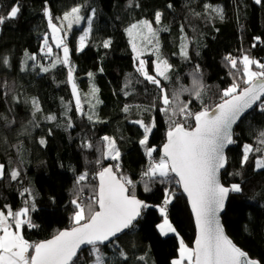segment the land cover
Listing matches in <instances>:
<instances>
[{
	"label": "trees",
	"instance_id": "1",
	"mask_svg": "<svg viewBox=\"0 0 264 264\" xmlns=\"http://www.w3.org/2000/svg\"><path fill=\"white\" fill-rule=\"evenodd\" d=\"M14 3L21 7L19 17L0 28V57L10 61V66L0 64V85L6 81L8 86L0 87V113L15 120L11 127H5L0 121V164L6 169L5 179L0 180V210L10 207L18 211L26 206L29 197L21 193L30 188L36 206L30 215L38 227L24 226L25 239L37 243L73 227L71 218L76 209L72 201L83 193L87 195L85 205L89 203L98 185L95 173L105 166L115 168L117 164L102 157L101 138L107 135L116 140L121 153V172L137 182L136 196L151 207L144 210L141 220L130 232L115 243L100 247L105 264H172L179 256V236L193 247L196 228L179 185L154 183L151 191L144 190L142 173L148 158L146 148L139 143L143 129L132 121L149 122L154 118L156 126L147 147L156 148L153 157L157 159L161 157L171 125L168 114L161 111L159 89L136 71L127 28L140 20L154 21V14L163 12L162 24L154 26L158 30L167 29L161 30L162 57L172 68L168 73L170 79L161 78V82L171 98L181 87L192 88V75L199 66L204 85L201 97L197 99L187 92L180 95L181 101H190V111L198 112L204 107L214 108L222 100V91L234 80L240 81L241 72L233 69L226 57L239 61L249 55L264 62V43L255 39L264 41V0L261 4L255 0H0V12L6 13ZM168 4L172 7H167ZM205 4L222 8L223 19L205 14ZM78 5H83L81 14L85 18L93 10L95 15L90 40L82 52L76 51V43L71 38L74 49L71 65L75 68L79 93L83 95L93 86L99 89L101 106L97 114L102 122L87 119L85 98L81 100L85 114L77 110L68 82V67L57 65L48 72L39 67L50 66L57 57L54 52L51 57L43 54L44 37H48L45 9H50L53 22L61 25L57 18ZM108 40L111 46L104 48L103 43ZM254 43L256 47L252 46ZM182 44H187V58L181 54ZM26 53L35 55L37 60H27V70H24ZM147 59L148 71L154 75L152 57ZM237 67L242 70L243 65L238 63ZM9 88L11 92L5 96ZM13 95L21 102H15ZM33 98L42 109L35 116L31 105L23 103ZM262 105L236 128V143L228 151L229 165L222 181L225 186L238 183L242 188V192L232 194L223 218L227 234L252 259L264 264V169L257 170L255 166L256 159L264 157V152L251 153L247 163L242 164L245 144L260 147L259 134L264 131ZM126 106L130 109L128 112L123 110ZM47 115H55L57 120L48 121ZM69 120L71 127H68ZM25 128L28 132L22 134ZM41 138L46 140V145L39 143ZM86 143L93 147L86 148ZM97 160L102 162L97 164ZM17 168L21 176L12 181L8 173ZM84 172L89 174V179L78 183L79 175ZM165 190L175 192L168 218L177 236L163 237L158 229L163 220L158 206ZM90 251L79 256V264H94Z\"/></svg>",
	"mask_w": 264,
	"mask_h": 264
},
{
	"label": "snow or ice",
	"instance_id": "2",
	"mask_svg": "<svg viewBox=\"0 0 264 264\" xmlns=\"http://www.w3.org/2000/svg\"><path fill=\"white\" fill-rule=\"evenodd\" d=\"M256 4H261L262 0H255ZM132 6V5H129ZM138 6V5H136ZM171 8L172 5L168 4ZM205 14L223 19V9L213 7L211 4H205ZM83 5L71 8L60 18L61 25L53 22V16L50 9H45V15L48 18L49 27L52 32V39L57 49H62L63 57L57 56L54 63L50 66L39 65L43 72L54 69L57 65L68 67V82L71 84L73 96L77 110L84 115V109L81 104V96L75 81V68L71 65L70 50L65 42L64 28L71 29L74 24L78 25L85 17L81 14ZM21 7L18 3L9 6L6 13L0 12V26L7 21L17 19L20 15ZM199 16L201 13H195ZM92 15H95L93 10ZM163 12L157 11L154 14V21L148 19L132 23L127 28V34L130 38L132 51L135 53V59L138 64L136 71L140 73L144 80L154 85L160 91L163 107L161 111L168 114L170 127L167 132V142L163 145L162 156L156 160L153 153L155 147H147L149 136L156 126L154 118L149 122L143 119L132 121L143 129V138L139 141L141 146L146 148L148 166L142 173L143 187L145 191H151V185L154 183L165 185H179L187 195L194 214L197 228V237L194 247H188L183 239L179 241V256L172 261V264H262L261 261L252 259L248 253L238 247L224 232L220 222V213L225 208V203L230 193H240L242 188L240 184H231L225 186L221 183L220 172L227 164L225 149L236 141L234 140L233 126L240 120L241 116L257 102L264 104V62L244 55L239 61L231 56L226 57L233 69L241 72L240 81L234 80L232 85L224 89L221 93L222 100L214 108L204 107L201 111L192 112L188 108L189 102L180 100V95L187 92L199 99L204 91V85L200 78L199 66L196 67L192 75L193 85L191 89L183 88L179 92L173 93L172 97L161 82L169 80L168 73L172 66L160 55L159 31L167 29H157L155 25H161ZM92 30V20L88 19V28L82 36L79 37V51H83L86 40ZM183 32V26H181ZM186 40L187 37H184ZM257 42L260 38H255ZM139 41V43H138ZM146 45H151L153 53L157 57L155 64V74H150L147 68V61L141 57L147 51ZM45 56H52V47L49 44L48 37H44ZM111 46V40L103 43L104 48ZM256 47L254 43L252 45ZM187 44H182L181 54L187 58ZM43 51V49H42ZM25 68L27 70V60L36 61L35 55L25 54ZM242 64L243 68L238 69L237 65ZM0 64L10 66L7 58L0 57ZM258 69V70H254ZM93 77L92 73L88 74ZM0 87L7 88L5 81ZM99 89L93 86L92 98L99 103L96 97ZM11 92H5L7 96ZM13 100L20 103L18 97L13 95ZM23 103L30 104L33 109V116L42 112L39 101L35 98L24 100ZM94 108L95 104H90ZM128 112L129 107L123 109ZM264 110V109H262ZM48 121H55V115H47ZM89 121H99L94 113H88ZM0 121L5 127H11L15 120L9 119L3 113H0ZM193 121L194 123H189ZM33 126L35 121H32ZM69 120L68 127H71ZM28 129H24L27 133ZM260 147H253L245 144L243 146L242 164L247 163L249 154L264 152V131L259 134ZM102 157L105 160L116 161L114 166L102 167L95 173V179L98 185L95 190V196L89 197V203L82 204L79 198L72 201L76 211L72 216L73 227L58 232L52 239L30 243L23 235V228H36L30 213L36 211L35 198L30 188H25L21 195L29 197L26 200V206L18 211H13L10 207L6 210H0V264H79V255L84 245L91 246L90 255L94 258V264H105V258L101 254L99 245L112 241L114 237L126 229L133 228L134 221L141 217L142 210L151 205L139 199L135 194L136 181L120 170L121 153L117 147L116 140L110 136H103ZM39 143L46 145V140L41 138ZM86 148L91 149V143L85 144ZM102 161L97 160L100 164ZM256 169H264V157L256 159ZM6 169L4 164H0V180H4ZM12 181H17L21 172L12 169L8 173ZM89 179V174L84 172L79 175L78 183H83ZM161 205L158 206L159 213L163 218L162 223L158 225L161 235L167 236L169 233H176V228L168 218V205L175 198V192L165 190ZM178 235V233H176ZM125 259L127 256L121 253ZM144 260V257H140Z\"/></svg>",
	"mask_w": 264,
	"mask_h": 264
},
{
	"label": "rangeland",
	"instance_id": "3",
	"mask_svg": "<svg viewBox=\"0 0 264 264\" xmlns=\"http://www.w3.org/2000/svg\"><path fill=\"white\" fill-rule=\"evenodd\" d=\"M88 19H91L92 20V22H93V19H94V16L91 14V16L90 17H88V18H85L83 21H81L78 25H76V24H74L73 25V27L69 30V29H67L66 27L64 28V36H65V40H66V42H67V44L70 46L69 48L71 49V51L72 50H74L73 49V46H72V42H71V38H72V36H73V40L75 41V43H76V51L77 52H82V51H79L78 49H79V37L80 36H82L83 34H84V32L87 30V28H88ZM61 23V22H60ZM61 26H63V25H61ZM155 27V26H154ZM0 28H1V26H0ZM91 34V33H90ZM90 34H89V36H88V38H87V40H86V45L88 44V42H89V40H90ZM48 37H49V35H48ZM49 41H50V38H49ZM138 43H139V41H138ZM49 44L51 45V47H52V52H54V56H59V55H61V56H59L60 58H62V53L61 52H56V50L53 48V46H52V44H51V41L49 42ZM159 45H160V55L162 56V44H161V31H159ZM146 48H147V51L145 52V54L141 57L143 60H145V61H147L148 59H147V57L148 56H150V57H152V61L154 62L153 64H154V68H155V64H156V62H157V57H156V55H154V54H151V53H153V51H154V49H153V47L151 46V45H146L145 46ZM86 48V47H85ZM84 48V49H85ZM46 51V49H45V46H44V52ZM56 52V53H55ZM44 54V53H43ZM45 55V54H44ZM134 56H135V53H134ZM47 57H51V56H47ZM242 59V58H241ZM136 62H137V60H136ZM147 63H150V61H147ZM137 64H138V62H137ZM254 70H258V69H255L254 68ZM91 93H92V89L91 90H89V91H84L83 92V95L81 94V91H80V96H81V100H83L84 98L86 99V101H85V105H87L88 106V112H87V114L88 113H94L95 114V116H98V118H99V115L97 114V111H98V108L101 106V101H100V99H99V94L98 93H96V97L98 98V100L100 101L99 103H96V101L92 98V95H91ZM90 104H95V107L94 108H92V107H90ZM261 109H264V104L261 106ZM150 137V136H149ZM256 153V152H255ZM251 154V153H250ZM250 154H249V156H250ZM154 156V155H153ZM158 160V159H157ZM108 161H111V160H108ZM112 162H116V161H112ZM258 170V169H257ZM260 170V169H259ZM232 194H234V193H232ZM171 222V221H170ZM177 236V234L176 233H169L167 236H163V237H168V236ZM180 239H182V238H180V236H179V241H180ZM187 245V244H186ZM188 246V245H187ZM189 247V246H188ZM101 254L103 255V252L101 251Z\"/></svg>",
	"mask_w": 264,
	"mask_h": 264
},
{
	"label": "water",
	"instance_id": "4",
	"mask_svg": "<svg viewBox=\"0 0 264 264\" xmlns=\"http://www.w3.org/2000/svg\"><path fill=\"white\" fill-rule=\"evenodd\" d=\"M47 26H48V35H49V38H50V41H51V44H52V46H53V48L56 50V51H59V52H61L62 53V57H63V51H62V49H57L56 47H55V43H54V41H53V39H52V32H51V29H50V27H49V23H48V18H47ZM62 35L64 36V33H62ZM64 39H65V36H64ZM65 42H66V40H65ZM67 43V42H66ZM68 45V44H67ZM68 47H69V45H68ZM69 50H70V60H72V53H71V49L69 48ZM65 67H67V66H65ZM72 91V90H71ZM72 95H73V92H72ZM73 98H74V100H75V97L73 96ZM262 99H264V98H262ZM262 103H260V102H257V104L256 105H254L252 108H250V109H248L242 116H241V118H240V120H238L237 121V123L233 126V133H234V135H235V131H236V128L240 125V123L248 116V115H250L251 113H253L255 110H257L259 107H260V105H261ZM234 138V137H233ZM166 142H167V140H166ZM233 146V144L232 145H229L226 149H225V154H226V156H227V164H226V166H225V168H223V169H221V172H220V179H221V183L223 184V181H222V176H223V173L226 171V169L228 168V165H229V162H228V151H229V149L231 148ZM163 148V147H162ZM162 148H161V156H162ZM224 185V184H223ZM181 188V187H180ZM181 191H182V194L185 196V198L187 199V201H188V204H189V208H190V211H191V214H192V217H193V220H194V224H195V219H194V214L192 213V210H191V205H190V202H189V200H188V197H187V195L183 192V190H182V188H181ZM231 196H232V193H230L229 194V196H228V199H227V201H226V203H225V208H224V210L220 213V222H221V224H222V226H223V228H224V232H225V234L229 237V235L227 234V231H226V228H225V225H224V222H223V218H224V216H225V214H226V211H227V207H228V204H229V201H230V198H231ZM145 202V201H144ZM143 212H144V210H142V214H141V217L140 218H138L136 221H134L133 223H134V225L136 226L138 223H139V221L141 220V218H142V215H143ZM134 226V227H135ZM195 228H196V224H195ZM133 228H131V229H126L124 232H122V233H119L118 234V236L117 237H114L113 239L116 241L117 239H119V238H121V237H123L124 235H126L128 232H130L131 230H132ZM196 237H197V228H196ZM230 238V237H229ZM231 239V238H230ZM232 240V239H231ZM233 241V240H232ZM234 242V241H233ZM113 242L112 241H109V242H106L105 244H102V245H99V247H106V246H108V245H110V244H112ZM235 243V242H234ZM236 244V243H235ZM237 245V244H236ZM238 246V245H237ZM193 247H194V244H193ZM239 247V246H238ZM88 249H91V246H88V245H84V246H82V248H81V252H80V254H78L79 256L84 252V251H86V250H88ZM243 250V249H242ZM244 251V250H243ZM247 253V252H246ZM249 255V254H248ZM249 257H250V255H249ZM251 258V257H250Z\"/></svg>",
	"mask_w": 264,
	"mask_h": 264
},
{
	"label": "built area",
	"instance_id": "5",
	"mask_svg": "<svg viewBox=\"0 0 264 264\" xmlns=\"http://www.w3.org/2000/svg\"><path fill=\"white\" fill-rule=\"evenodd\" d=\"M154 159H156L157 160V158L156 157H153ZM148 163H149V161H148ZM148 163H147V166H148ZM77 198H79V201L82 203V204H85L86 203V199H87V195H85V194H81L79 197H77ZM168 207V211L170 210V205H168L167 206Z\"/></svg>",
	"mask_w": 264,
	"mask_h": 264
},
{
	"label": "bare ground",
	"instance_id": "6",
	"mask_svg": "<svg viewBox=\"0 0 264 264\" xmlns=\"http://www.w3.org/2000/svg\"><path fill=\"white\" fill-rule=\"evenodd\" d=\"M71 53H72V51H71Z\"/></svg>",
	"mask_w": 264,
	"mask_h": 264
}]
</instances>
